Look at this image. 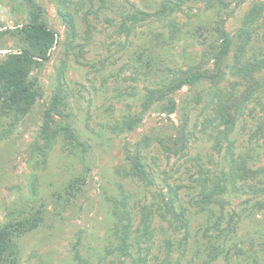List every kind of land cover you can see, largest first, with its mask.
Wrapping results in <instances>:
<instances>
[{
  "label": "rangeland",
  "instance_id": "obj_1",
  "mask_svg": "<svg viewBox=\"0 0 264 264\" xmlns=\"http://www.w3.org/2000/svg\"><path fill=\"white\" fill-rule=\"evenodd\" d=\"M21 1L0 0V60L18 48L9 31L29 22ZM36 1L48 27L58 34L57 42L50 60L33 73L41 96L0 141V225L31 207L45 211L43 225L20 239V264H134L140 255L147 264L177 258L181 264H205L204 230L215 232L222 215L225 228L233 213L241 218L226 245L237 247L230 259L220 257L213 264H248L253 257L264 264V191L257 196L252 186L256 179L239 176L243 167L264 169V93L245 105L231 129L214 121L215 102L228 96L236 82L238 90L242 88L227 69L217 89L201 84L177 91L174 114L154 106L135 130L117 129L124 117L140 114L147 88L171 77L166 68L186 69L199 62L203 49L192 31L223 17L226 30L236 36L257 1L227 0L229 8L218 12L209 10L204 0H185L175 40L157 21L137 23L130 35L121 31L128 12L153 13L161 0ZM61 11L74 16V42ZM249 44L250 54L264 56L263 20L255 25ZM233 55L234 49L229 65ZM149 57L155 65L145 74L141 65ZM65 59L67 66L59 70ZM61 87L68 100L54 119L74 128L89 148L85 155L68 151L61 140L50 144L42 138L45 113ZM180 126L188 136L187 146L170 152ZM133 157L142 163L144 178L133 173ZM260 176L264 181V170ZM77 177L86 178L82 194L67 203L65 188ZM221 180L226 181L224 194H216L217 203L209 202ZM115 199L132 217V230L139 228L145 206L153 210V236L141 254L137 249L131 256L113 252ZM180 215L187 225L177 220ZM169 244L174 247L171 254Z\"/></svg>",
  "mask_w": 264,
  "mask_h": 264
},
{
  "label": "trees",
  "instance_id": "obj_2",
  "mask_svg": "<svg viewBox=\"0 0 264 264\" xmlns=\"http://www.w3.org/2000/svg\"><path fill=\"white\" fill-rule=\"evenodd\" d=\"M204 1L209 10L218 9V12L226 11L230 5L227 0ZM256 1L245 16L242 22L243 26L236 36H231L226 30L223 17H219L213 25H201L192 31V37L203 49L199 62L189 64L186 69L166 68L165 71L172 74L171 77L167 81L164 79L156 86L146 89L140 114L124 117V120L119 122L121 124L118 125V132L132 131L138 128L146 113L154 106L159 107L161 113L174 114L177 111V101L173 95L177 91L183 87L196 88L201 84H210L217 89L218 85L227 77V69L234 77L240 79L242 88L238 90L239 82H236L228 96H224L215 102L214 121H219L220 124L231 129L238 116L243 113L245 105L256 98L254 96L264 93V56L257 57L250 54L248 50L255 25L261 20L264 21V0ZM184 5L185 0H161L159 7L153 13L139 9L128 12L125 21L122 23L121 31L130 35L137 23L148 20L157 21L165 24L169 29L171 39L175 40L181 33V24L177 21V16L184 13ZM20 6L28 15L29 22L9 31L10 35L17 40L18 48L16 52L8 53L0 60V141L8 136L11 129L31 112L41 96L38 79L33 76V73L41 70L50 60V52L57 42L58 36L54 30L48 27L43 11L36 0H22ZM61 16L72 42L76 37L74 16L68 11H61ZM233 49V62L229 65L227 61ZM142 57L143 53H140L138 60L142 61ZM144 65L146 67L145 74L152 72L155 65L154 59L146 58L145 63L141 66ZM66 66L65 59L59 70L64 71ZM64 92L65 90L61 87L53 94L51 105L45 113L42 138L49 141L50 144L61 140L68 151L72 153L78 151L79 154L85 155L89 148L80 139L74 128L70 124L56 122L54 119V114L61 113V107L67 103L68 95H64ZM210 99L212 100V98ZM178 132L175 140L177 147L172 145L169 148L170 152H181L187 146L188 136L184 132V126H180ZM132 160V166L135 168L133 173L144 178L146 173L143 171V165L139 158L136 157ZM262 170L264 169L260 168L259 171H256L243 167V173L239 175L250 180L256 179L252 186L257 196L264 191V181H260ZM85 179V177H77L66 186L64 197L67 203L71 197L82 194V185H84ZM225 184L226 181L221 180L213 186V194H211V198H208L209 202H218L215 196L217 193L224 194ZM59 198L62 199L63 196L60 195ZM114 202L113 236L117 240V244L113 248V252L118 251L122 256H131L134 254L133 251L137 249L138 254H141L144 249L147 250L146 242L153 236L151 234L153 210L150 206H145L142 210L139 228L132 230V217L129 212L119 205L117 199ZM176 213L175 210L174 214L176 215ZM44 214V209L31 207L29 211L19 212L0 225V264H20V239L43 225ZM215 215L216 212H213V216ZM177 218L181 221L183 216L180 215ZM240 218V215L236 213L231 214L226 227L221 228L224 219L222 215L220 221L217 222L218 228L217 226L215 228L216 234H214L215 232L212 233L209 228L204 230L203 236L207 239L205 249L208 250V259L205 260V264H213L220 257L227 256L230 259L232 248L237 246L231 248L226 244L232 238L233 227H236ZM182 222L187 225L183 220ZM173 250L174 247L169 244V254ZM133 261L134 264H147L146 258L141 255L137 259L134 258ZM163 264L181 263L180 259L177 258L175 262L168 260V263ZM248 264H261V261L257 257H253L248 260Z\"/></svg>",
  "mask_w": 264,
  "mask_h": 264
}]
</instances>
